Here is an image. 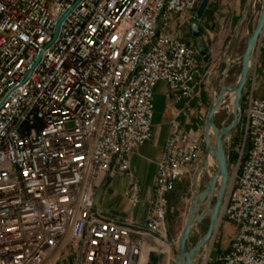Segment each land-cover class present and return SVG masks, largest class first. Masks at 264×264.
I'll return each instance as SVG.
<instances>
[{"label":"built area","instance_id":"2783aa9c","mask_svg":"<svg viewBox=\"0 0 264 264\" xmlns=\"http://www.w3.org/2000/svg\"><path fill=\"white\" fill-rule=\"evenodd\" d=\"M77 1L0 0V264H141L144 238L167 243L171 194L205 155L203 133L178 121L182 109L143 223L96 212L103 174L127 173L125 198L140 203L129 160L153 138L157 86L183 105L209 75L181 37L201 0H81L72 9ZM242 102V150L219 211L237 233L204 264H264V100L252 88Z\"/></svg>","mask_w":264,"mask_h":264},{"label":"crops","instance_id":"0c3cea01","mask_svg":"<svg viewBox=\"0 0 264 264\" xmlns=\"http://www.w3.org/2000/svg\"><path fill=\"white\" fill-rule=\"evenodd\" d=\"M248 6L249 11H247ZM261 6V0L209 1L203 19L199 22L202 38L210 50L212 60H215L213 65L211 62L207 65L203 61L204 71L209 75L207 85L189 103L183 105H175L169 100L166 84L160 83L157 86L154 100L153 138L129 160V172L141 184L140 203L136 208H132L125 198L129 183L127 173L118 172L113 176L103 174L94 187L95 210L99 215L107 218H127L137 225L143 223L147 204L152 197L156 166L163 155L171 121L183 109V114L178 118L181 126L193 135L199 134L200 122L197 120V114L200 111H207V107L213 104L216 96L214 90L219 92L222 85L230 86L226 84L227 74L231 71L232 64L239 61L236 58L238 50L256 27ZM193 23L194 21L181 33V37L187 42L193 41ZM255 58L245 89L248 93L253 88V95L264 100V30L257 44ZM100 194H102V203L98 209L97 202ZM133 239H139V237L134 236ZM144 240L146 248L142 258L147 260L141 264H169V258L161 260L160 256L158 259L150 260L151 254L155 253L156 245L150 238L146 237Z\"/></svg>","mask_w":264,"mask_h":264},{"label":"water","instance_id":"95a60500","mask_svg":"<svg viewBox=\"0 0 264 264\" xmlns=\"http://www.w3.org/2000/svg\"><path fill=\"white\" fill-rule=\"evenodd\" d=\"M78 0L72 7V9L80 2ZM210 0H201L200 5L195 14V21L192 24V38L194 44L203 58L205 64H210V50L206 46L205 40L202 38L199 22L203 19L204 13L207 10ZM262 1L260 16L256 27L252 33L248 36L246 41V48L241 56V72L236 83L226 86L222 85L221 90L210 107L206 120H205V158L201 163L196 175L195 181L201 174V181L204 186V190L201 194L197 195V198L190 211L187 225L184 232L179 240L178 250L175 253L174 264H194V259L197 253L205 247L215 236L217 225L220 223L219 211L221 209L222 202L227 192L228 181H229V170L226 158L225 144L227 139L232 135V132L237 128L241 120V99L243 97V91L250 78L252 67L249 66L250 59H255L257 44L264 30V0ZM71 9V10H72ZM69 10L60 20L55 38L58 34L61 23L70 13ZM247 11H249V6ZM239 32V31H238ZM41 56L34 64L29 76L36 68L40 61ZM224 81V80H223ZM234 94L233 103V121L227 126L218 128L215 124V119L222 109L223 104L227 97ZM211 158L216 165V170H212V175L207 178V171L205 170V164L208 158ZM214 201V205H212ZM201 210L202 215L200 218H195V215ZM205 216H209V227L205 235L200 241L192 248L188 247V242L191 234V229L195 224L201 223Z\"/></svg>","mask_w":264,"mask_h":264},{"label":"rangeland","instance_id":"374dc122","mask_svg":"<svg viewBox=\"0 0 264 264\" xmlns=\"http://www.w3.org/2000/svg\"><path fill=\"white\" fill-rule=\"evenodd\" d=\"M260 13V12H259ZM257 13V14H259ZM246 48V42L242 43L236 58H241ZM233 67L231 68V71L227 74V82L226 84H234L237 82L240 72H241V59L239 61H236L234 64H232ZM254 66V65H253ZM253 68V67H252ZM246 88V87H245ZM221 90V89H220ZM219 90V92H220ZM216 96L214 97L213 102L217 98L219 92L217 90H214ZM246 93V89L243 91V95ZM243 102L241 99V120L237 128L232 132V135L230 136V142L225 144V151H226V158L228 163V170H229V181H228V187L230 185V182L232 181L236 164H237V158L242 150V125L244 124V118H243ZM212 105H209L207 107V111H202L204 113V117H200L199 113L197 114V120L200 122V128L198 129V133H203L205 131V120L207 113ZM231 106V97H227L225 100V103L222 106V109L220 110L219 114L217 115L215 119V124L218 128H221L222 126H227L233 121V115H232V109ZM224 122V123H223ZM248 148L245 147V152ZM204 150H205V141H204ZM205 158V155L203 159ZM203 159H201V162L197 163L199 164L197 167L196 164V171H194L190 176H187L181 184L178 185L176 188L171 200H170V206H169V213L166 217V224H167V232H168V238L167 243L161 244L160 246H157L155 248V253H152L150 256V260H153L155 258H169V264H174L175 262V253L178 250V244L179 240L184 232V229L187 225L188 217L190 214V211L192 209V206L197 198L198 194H201L204 190V186L201 181V175L196 179L195 181V175L203 162ZM216 170V165L213 162V166H211L210 170H207V178L212 175L211 171ZM227 187V189H228ZM102 203V194H100V199L97 202V208L101 206ZM214 205V201L212 203ZM202 215L201 210L195 215V218H200ZM209 216H205L204 219L199 224H195L191 229V234L188 242V247L192 248L194 247L200 239L205 235V233L208 230L209 227ZM237 233L236 227L228 223L226 221H221L218 229L215 232V236L213 241L211 240L205 247H203L195 256L194 264H204V261L208 254H210V258H215L219 252H222L225 250L232 238ZM212 242V243H211ZM169 245V247H168ZM161 253V254H160ZM160 256V257H159ZM147 260V258H142V263H144ZM156 263V260H155Z\"/></svg>","mask_w":264,"mask_h":264},{"label":"bare ground","instance_id":"6f19581e","mask_svg":"<svg viewBox=\"0 0 264 264\" xmlns=\"http://www.w3.org/2000/svg\"><path fill=\"white\" fill-rule=\"evenodd\" d=\"M255 60H256V58L253 60V59H250V61H249V66H253L254 65V63H255ZM231 106H230V108L232 109V112H233V103H234V99H235V97H234V94H231ZM211 166H213V160L209 157L208 158V160H207V162H206V164H205V170L207 171V170H210V168H211ZM201 175V174H200ZM220 224V223H219ZM219 224L217 225V228H216V230L218 229V227H219ZM213 239H214V237H213ZM213 239H212V241H213ZM212 243V242H211ZM208 258V256L206 257V259ZM206 259H205V261H206Z\"/></svg>","mask_w":264,"mask_h":264}]
</instances>
